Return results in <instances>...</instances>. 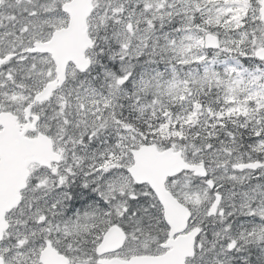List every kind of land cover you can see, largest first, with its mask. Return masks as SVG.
Here are the masks:
<instances>
[{"label": "snow or ice", "instance_id": "obj_1", "mask_svg": "<svg viewBox=\"0 0 264 264\" xmlns=\"http://www.w3.org/2000/svg\"><path fill=\"white\" fill-rule=\"evenodd\" d=\"M0 264H264V0H0Z\"/></svg>", "mask_w": 264, "mask_h": 264}]
</instances>
